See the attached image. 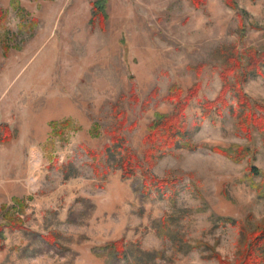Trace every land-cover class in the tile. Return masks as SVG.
<instances>
[{
	"label": "rangeland",
	"instance_id": "obj_1",
	"mask_svg": "<svg viewBox=\"0 0 264 264\" xmlns=\"http://www.w3.org/2000/svg\"><path fill=\"white\" fill-rule=\"evenodd\" d=\"M202 1L0 0V224L22 226L4 229L0 264L252 262L264 133L232 93L222 115L203 105L222 91L223 53L264 51V0ZM197 84L187 137L159 150L152 124ZM243 90L264 107V75ZM114 134L140 161L129 179L107 153ZM241 148L240 163L213 151ZM145 175L169 184L146 195Z\"/></svg>",
	"mask_w": 264,
	"mask_h": 264
},
{
	"label": "trees",
	"instance_id": "obj_2",
	"mask_svg": "<svg viewBox=\"0 0 264 264\" xmlns=\"http://www.w3.org/2000/svg\"><path fill=\"white\" fill-rule=\"evenodd\" d=\"M193 4L197 7H201L202 0H191ZM226 5L229 8L236 9V5L231 0H225ZM94 11L96 17L104 16V2L100 1L94 4ZM99 19V18H97ZM0 22H3V14L0 10ZM224 55V65L221 71V79L223 82V88L218 96L217 100L214 102H206L204 107V118H211L214 109L219 115L223 114V109L228 107L227 95L232 93L239 105V107L246 112V118L250 119V125L255 129L264 133V107L260 105L254 106L252 101L243 90V85L253 77L264 75V51H258L256 49H247L244 52H239L235 49H231L223 53ZM201 90L199 84L195 85L188 93L187 97L182 98V91L178 89H173L172 95L169 97L171 101H177V107L172 115H159L157 120L152 124L150 129L149 140L155 141L158 138L162 141V146L159 150H165L180 145V140H184L188 135V127L184 121V113L189 105V103L195 99ZM244 117V116H243ZM216 123V120L213 121ZM250 125L243 127V132L250 133ZM6 132V134L4 133ZM12 141V136L9 128H5L4 131H0V142L9 143ZM182 148L189 151H196V147L192 142L185 141L181 144ZM216 153L222 154L227 158L231 159L235 163H240L246 157L248 150L239 149L238 152H232L228 150L213 149ZM107 153L110 157H115V161L118 167L123 171L124 178H131L136 170L140 168V161L138 157L135 156L130 150L125 149L124 140L119 134H114L113 136V147L107 149ZM93 156V153L91 152ZM251 179L260 178L261 183L254 185L255 190L258 195L264 199V172L252 167L250 169ZM146 182L144 184V193L148 195L150 193L151 187L163 188L169 183L167 181H160L158 178H152L145 175ZM17 230L22 228L21 224L14 219H5L3 224H0V251L3 250V232L4 229ZM121 250V249H120ZM122 255V251H120ZM264 253V231L260 233L253 242L251 263L248 264H259L256 263L258 260L257 255Z\"/></svg>",
	"mask_w": 264,
	"mask_h": 264
}]
</instances>
